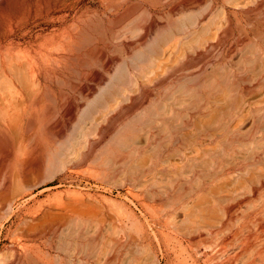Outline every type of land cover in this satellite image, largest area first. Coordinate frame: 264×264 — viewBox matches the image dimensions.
<instances>
[{"label":"rangeland","instance_id":"obj_1","mask_svg":"<svg viewBox=\"0 0 264 264\" xmlns=\"http://www.w3.org/2000/svg\"><path fill=\"white\" fill-rule=\"evenodd\" d=\"M14 1L0 264H264V0Z\"/></svg>","mask_w":264,"mask_h":264},{"label":"bare ground","instance_id":"obj_2","mask_svg":"<svg viewBox=\"0 0 264 264\" xmlns=\"http://www.w3.org/2000/svg\"><path fill=\"white\" fill-rule=\"evenodd\" d=\"M19 2H20V0L14 1L13 4H11L12 9H10V10L11 11H14L13 9L16 10L18 8V6H19ZM208 21H207L206 24H200V26H198V30H199V32L201 34H207L208 32H210V29H211L210 28V22L211 21L210 22H208ZM33 56L26 55V57H23V55H20L19 51L17 49V44L14 43V42H10V43H8L6 45H2V46L0 45V78H2V77L5 78V80L8 81L7 83H9V85H10V87H8V89L10 88L9 89L10 91L7 89L9 91L8 95L3 93L5 91H2L3 94H0V116L1 117L2 116L3 117L6 116V114L9 112V108H8L9 102L6 103V100H10L11 99L10 100V105L11 106H13L12 104L16 101L15 98H17V94L19 93L18 92L19 90L17 91V87H15L16 84H17V86L20 87V89L22 91L24 90V92H26L28 94L29 103L32 104L34 102L35 95H36V89H37V85L38 84H34V81H33V78L35 77V68H37L35 66V60H34ZM22 58H24V59L26 58L24 60V62H22ZM51 58H53V57H51ZM51 58H50V60H51ZM1 84L2 85H0V86H3V84H6V83L3 82ZM24 92H23V94H24ZM18 106H17V102H16L15 107L13 106L12 108L14 109V108H16ZM11 114H9V115H11L10 118L12 119V116H13L14 113H11ZM14 117H15V114H14ZM5 118H4V120H8V118L7 119H5ZM12 120H14V119H12ZM12 120L9 123V124H11V126L14 124V123L12 124ZM17 121H18V119H17ZM8 122H9V120H8ZM18 124L17 125L15 124V125L18 126ZM16 129H17V127H16ZM12 130H14V129H12ZM14 132H15V130H14ZM233 208H234V206H232V205L227 207V208H225V210L227 211V214H228V217H227V220H226V223H225L226 225H229V223L232 220V214H233L232 210H233ZM95 241H93V242H95ZM11 253H12V251H11ZM14 256H15V258L12 260V262L10 264H37L32 259L31 252L30 253H26L24 259H22V254L17 252V251H15ZM43 264H45V263H43ZM48 264H49V262H48ZM60 264H64V263L62 262Z\"/></svg>","mask_w":264,"mask_h":264}]
</instances>
